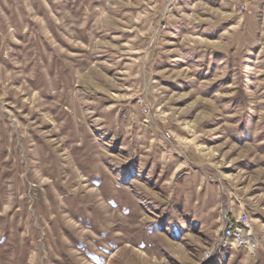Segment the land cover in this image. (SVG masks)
I'll return each mask as SVG.
<instances>
[{
	"label": "rangeland",
	"instance_id": "374dc122",
	"mask_svg": "<svg viewBox=\"0 0 264 264\" xmlns=\"http://www.w3.org/2000/svg\"><path fill=\"white\" fill-rule=\"evenodd\" d=\"M0 264H264V0H0Z\"/></svg>",
	"mask_w": 264,
	"mask_h": 264
},
{
	"label": "built area",
	"instance_id": "2783aa9c",
	"mask_svg": "<svg viewBox=\"0 0 264 264\" xmlns=\"http://www.w3.org/2000/svg\"><path fill=\"white\" fill-rule=\"evenodd\" d=\"M167 136L170 137L169 134H167ZM240 222H248V229H240ZM228 229H235L234 248H249L254 244L252 225L247 213L244 212L238 215V217H226L224 219V225L222 227V233L217 249L220 248V242L227 239Z\"/></svg>",
	"mask_w": 264,
	"mask_h": 264
},
{
	"label": "bare ground",
	"instance_id": "6f19581e",
	"mask_svg": "<svg viewBox=\"0 0 264 264\" xmlns=\"http://www.w3.org/2000/svg\"><path fill=\"white\" fill-rule=\"evenodd\" d=\"M240 229H248V222H240ZM225 242H222L225 246L226 245H228V244H230V245H232V246H234V241H235V229H228L227 230V239H225L224 240ZM224 246V247H225ZM217 248H218V246H217ZM220 249V248H219ZM223 250V249H222ZM221 250V251H222ZM221 251H220V253H221ZM212 253H214L213 252V250L211 249V250H208L207 251V257L209 258L211 255H213ZM219 253V254H220ZM147 259V258H146ZM148 263H149V261H148Z\"/></svg>",
	"mask_w": 264,
	"mask_h": 264
},
{
	"label": "crops",
	"instance_id": "0c3cea01",
	"mask_svg": "<svg viewBox=\"0 0 264 264\" xmlns=\"http://www.w3.org/2000/svg\"><path fill=\"white\" fill-rule=\"evenodd\" d=\"M205 200H204V198L202 197V198H200V201H198V200H195L193 203H191L190 205H192V206H196V207H199V206H201L202 204H204L205 202H204ZM199 202V203H198ZM213 206H214V203L213 204H211L210 205V207H212L213 208ZM228 245H230V244H228ZM231 246V248H234V246L232 247V245H230ZM227 248H229V247H227ZM226 248V249H227ZM226 249H224L223 248V251H221V253L220 254H222L223 252H225V250ZM243 249H245V248H243Z\"/></svg>",
	"mask_w": 264,
	"mask_h": 264
}]
</instances>
